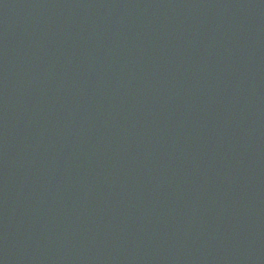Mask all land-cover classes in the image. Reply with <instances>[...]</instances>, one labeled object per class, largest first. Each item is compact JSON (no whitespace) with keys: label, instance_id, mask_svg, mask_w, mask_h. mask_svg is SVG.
<instances>
[{"label":"water","instance_id":"95a60500","mask_svg":"<svg viewBox=\"0 0 264 264\" xmlns=\"http://www.w3.org/2000/svg\"><path fill=\"white\" fill-rule=\"evenodd\" d=\"M0 264H264V0H0Z\"/></svg>","mask_w":264,"mask_h":264}]
</instances>
